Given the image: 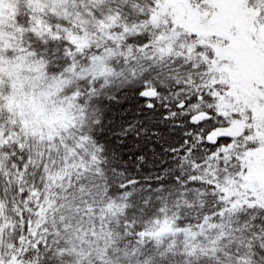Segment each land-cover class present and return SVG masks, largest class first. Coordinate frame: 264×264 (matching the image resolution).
<instances>
[{"label":"snow or ice","instance_id":"obj_1","mask_svg":"<svg viewBox=\"0 0 264 264\" xmlns=\"http://www.w3.org/2000/svg\"><path fill=\"white\" fill-rule=\"evenodd\" d=\"M0 264H264V0H0Z\"/></svg>","mask_w":264,"mask_h":264}]
</instances>
